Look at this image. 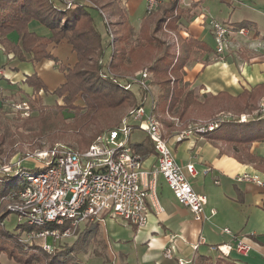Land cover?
Listing matches in <instances>:
<instances>
[{
	"label": "crops",
	"instance_id": "1",
	"mask_svg": "<svg viewBox=\"0 0 264 264\" xmlns=\"http://www.w3.org/2000/svg\"><path fill=\"white\" fill-rule=\"evenodd\" d=\"M97 1L104 5L102 9L111 22L118 18L117 8H122L134 32L140 30L147 15L146 0ZM172 1L161 0L158 9ZM179 6L183 9L179 27L169 30L167 38L178 44L190 38L201 42V53L184 67V82H192L198 86L199 93L206 96L200 101L209 99L212 103L213 97L222 93L237 98L264 83V0H181ZM211 19L227 24L232 30L230 50L223 55L216 53ZM32 23H29L31 31L51 35L46 26L40 23V26L32 27ZM243 26L249 29L247 35L237 31ZM8 37L19 43L17 32L10 33ZM48 49L70 67L77 61L76 53L67 40L60 44L52 43ZM1 66L6 67L11 79L3 84L17 98L26 95L25 88L31 89L24 81L26 75L34 72L52 91L66 80L65 73L59 70L54 60L21 61L13 52L7 53L0 43ZM52 97L55 101L59 100L56 95ZM263 99L264 95L257 103H249L243 109L236 108L233 101L219 100L207 115H201L196 110L187 115L188 121H191L212 119L220 113L248 114L250 119L247 122L252 121L247 126V134L252 137L250 142L221 138L212 140L200 134L178 140L174 135L175 128L170 129V142L177 162L184 168L189 163L194 164L197 174L189 175L191 183L198 193L207 196L206 214L211 215L212 209L216 213L208 219L197 220L191 209L178 201L165 177L158 175L157 195L164 210L150 213L147 225L141 229L129 224L124 229L125 235L117 232L118 241L129 242V249L119 251L121 264H179V258L188 260L184 264H195L200 255H206L213 261L229 256L240 264H264V183L236 179L238 175L249 172L258 174L264 181V139L261 137L264 130L258 132V128L263 126L260 121L263 117L258 114ZM4 107L0 99V110ZM140 155L145 168L157 164L154 148ZM226 227L231 230L230 233L224 231ZM172 236L176 239L177 250L174 257L168 259L163 253ZM241 239L251 245L246 254L236 248ZM99 240L104 243V248L108 246L102 235ZM197 243L199 246L195 249L193 245ZM219 244H232L233 248L228 255H224L214 249ZM0 264L20 263L1 253Z\"/></svg>",
	"mask_w": 264,
	"mask_h": 264
},
{
	"label": "built area",
	"instance_id": "2",
	"mask_svg": "<svg viewBox=\"0 0 264 264\" xmlns=\"http://www.w3.org/2000/svg\"><path fill=\"white\" fill-rule=\"evenodd\" d=\"M160 2L161 0H146L147 14L156 11ZM101 12L108 25L110 45L114 47L116 35L108 17ZM210 24L214 30L216 53L223 55L230 50L232 30L216 19H211ZM237 31L247 35L249 29L240 27ZM103 72L106 76L115 75L107 67H103ZM8 80L11 79L6 73V67L1 66L0 99L3 105L25 117L31 116L34 113L32 99L27 95H21L20 98L12 96L3 84ZM151 82L152 73L144 69L134 76L126 77V81H121L120 84L126 89L138 85L143 93L149 94ZM146 101L147 96H142L140 102L122 119V126L102 131L84 149L58 143L2 166L4 175H22L25 178L24 184L10 192L6 199L10 200L8 208L17 215L19 223L35 227L19 235V241L26 248L39 243L46 252H55L61 242L77 238L80 230L87 224L101 225L108 218H120L139 229L145 227L150 213L164 210L157 195L158 175L165 177L178 201L189 207L197 220L208 219L216 213L212 209L211 215L206 214L207 196L198 193L191 183L189 175L197 174L194 164L189 163L184 168L177 162L170 138L157 115L158 101L152 100L149 111L146 109ZM258 114L264 117V99ZM169 116L175 126H183L182 130H175L178 140L188 135L213 131L226 120L246 122L250 119L245 113H220L212 119L191 120L184 124L180 118ZM137 128L144 130L153 142L157 164L152 168H145L142 155L134 151L132 134ZM25 160H34L42 170L24 168ZM236 179L264 183L258 174L249 172L238 175ZM224 231L231 232L227 227ZM49 237L53 238V243L49 241ZM198 246V243L193 245L195 249ZM232 248V244L214 247L224 255H228ZM236 248L246 254L251 245L241 239ZM175 250L176 239L172 236L170 243L164 248V257L172 259ZM178 262L184 264L188 260L179 258Z\"/></svg>",
	"mask_w": 264,
	"mask_h": 264
},
{
	"label": "trees",
	"instance_id": "3",
	"mask_svg": "<svg viewBox=\"0 0 264 264\" xmlns=\"http://www.w3.org/2000/svg\"><path fill=\"white\" fill-rule=\"evenodd\" d=\"M180 2L181 0H173L161 6V9L144 16L141 28L137 33L129 24L123 9L117 8L118 18L111 22L116 38L113 53L107 62L104 58L106 47L102 34L98 30L94 17L87 9L88 5L80 0L74 1L73 6L65 8L57 7L52 0H0V43L4 45L7 53L13 52L21 61L28 59L36 62L44 59L55 61L59 70L65 73L66 80L53 90L52 94L63 100V104L56 103L59 109L75 112L72 122L74 126H87L93 121V123L98 121L100 113L119 108L126 103L135 105L139 103L132 89H126L120 84L121 81H126V77L115 73L122 69L133 68L137 61V55L141 51L144 52L141 62L150 64L149 67L156 77L155 83L163 91V99L158 103V108L160 106L164 109V113L176 116L181 120L184 119L185 123L188 121L187 115L190 111L196 110L201 115H207L219 103V100L233 101L234 106L238 109L245 108L249 103H257L259 98L264 95V83L257 85L252 91H246L237 98L222 93L213 97L214 102L212 103L209 99L204 102L197 100L198 110L189 108L190 104L197 99L195 98L197 93L184 82V67L189 57L176 55L174 53L176 42L160 35L164 28L176 30L179 27L183 13V9L179 6ZM33 19L39 20L49 28L51 35L44 36L31 31L29 23ZM12 32L19 34V43L8 37ZM131 37H135L137 44H134L135 40ZM63 40H67L72 45L77 56V61L72 67L66 65L48 49L50 44H60ZM107 45L111 46L109 41ZM183 45L200 47L202 44L200 41L190 38L185 39ZM103 67L116 71L115 75L106 76ZM24 82L37 92L40 90L49 92L48 86L37 72L26 75ZM80 94L84 98L85 108L75 103ZM192 99L194 100L192 101ZM32 106H34L33 102ZM83 109L86 111L82 112ZM43 112L44 110L39 116ZM39 116L24 118V125L27 126L37 120ZM260 121L263 122V126L258 128L259 133L264 130V117ZM249 122L226 120L218 128L201 135L212 140L221 138L233 140V142H250L252 137L247 134ZM165 123L169 129H173L175 126L173 121H165ZM261 137L264 139V135ZM90 139L91 137L88 138V140ZM133 148L136 153L140 154L151 151L154 147L152 140L148 137L142 142L134 143ZM17 176L5 174L0 177V197L22 186L18 184L4 185L10 183ZM10 214L9 211L4 215L0 214V254L6 253L8 257L15 259L20 264H85L79 254L87 251L93 241H99L101 235L100 225L89 223L80 230L74 242H61L55 252H46L39 243L31 244L26 248L18 237L21 232L32 230L35 227L19 223L17 230L20 232L11 233L2 225V222ZM195 264L240 263L229 256L213 261L206 255H200Z\"/></svg>",
	"mask_w": 264,
	"mask_h": 264
},
{
	"label": "rangeland",
	"instance_id": "4",
	"mask_svg": "<svg viewBox=\"0 0 264 264\" xmlns=\"http://www.w3.org/2000/svg\"><path fill=\"white\" fill-rule=\"evenodd\" d=\"M52 1L55 2L57 7L65 8L66 6H73V2L76 0ZM80 1H83L88 5L87 9L91 12L92 16L95 19V23L97 24L98 30L102 34L105 44L104 46L106 47L104 58L107 62L109 60V57L113 53V47L107 45L109 41L108 25L106 24L104 15L101 12L104 8L102 9L101 2L97 0ZM103 12L108 17L107 12ZM33 20V23L31 25L32 27L40 26L42 24L39 20ZM108 20L111 25L110 18H108ZM111 28L113 29L112 25ZM169 34L170 31L164 28L160 35L163 38H167ZM131 39H134V44H137V40L135 39V37H131ZM167 39L169 40V38ZM170 40L172 41L173 39ZM173 42L175 43L176 41ZM175 46V52H173L176 53V55H180L181 57H189L185 64H187L188 61L194 60L196 55H199L201 53L199 47H189L183 45V43H180V47H178L177 42ZM143 53V51L138 53L137 61L133 68L122 69L120 71H117V73H115L116 71L113 72L122 77L134 76L144 69H148L152 73L151 90L149 94L147 92L143 93L138 85H134L132 88V91L135 93L138 102H140L142 96H147L146 109L147 111H149L152 100H156L158 101V103L162 102L163 91L160 86L155 83L156 77L149 67L150 64L141 62ZM186 84L197 93L195 97L197 99L195 100V102H192L190 104L189 108L192 107L197 109V100H204L206 96H202L199 93L198 86L194 85L192 82ZM30 87L31 89H23L24 93L32 99L31 102L34 103V113L31 116H39L43 110L44 112L41 116L38 117L37 120H34L32 121V123L25 126L23 119L27 117L21 115L19 112L11 110L7 106H5L4 109L0 110V177L4 176V172L1 170L2 166L6 164H12L18 160H21L23 157L27 156L28 154L34 153L38 149H48L58 143L67 145L70 144L80 149L86 148L90 144V142H92L102 131H105L109 128L122 126V119L128 114L130 109L135 106L134 103H126L119 108H113L112 110H109L107 112L105 111L104 113H100L99 119L95 123H93V121L92 123L84 127L74 126L72 122L74 121L75 112L61 110L59 109V106L56 105V103L63 104L62 98H59L57 96L59 100L55 101L54 97H52V90L49 89V92H45L44 90H40L37 92L32 86ZM25 90H27L28 92L26 93ZM193 100L194 99H192V101ZM75 103L85 108V101L81 94L78 96V100ZM163 110L164 109L159 106L157 115L164 125L166 134L169 137L170 129L166 126L165 121L167 122L172 120L169 116L170 114L164 113ZM85 111L86 109L82 110V112ZM78 116L81 115L78 114ZM182 122L185 124L184 119L182 120ZM174 128L175 130H182L183 126H175ZM89 137H91L90 140H88ZM146 139H148V134L144 130L139 128L134 130L132 134V144L142 142ZM23 167L26 169H33L37 171L42 170V167H37L34 160L23 161ZM24 180L25 178L21 175L17 176V178H13L10 183L4 185H23L25 182ZM8 195H10V193L0 197V214L3 213L4 215L8 211L11 212V214L5 219V221L2 222V225H4L5 229L10 231L11 233H19L17 230V226L19 225L18 217L8 208V204L10 202L9 199H6ZM127 226H129V223L121 220L120 218H108L107 221L103 222L100 225L101 235L108 243V246L104 248V243L102 244L100 240L93 241L92 244L89 245L87 251L81 252L79 254L80 258L84 261L85 264H121L119 251L124 248L129 249V242L125 243L118 241L119 238L117 232L125 235L126 231L124 229ZM49 241L51 243L54 242L52 237H49ZM74 241L75 238H69L66 240V242L69 243H72ZM117 243H120L122 245L119 246Z\"/></svg>",
	"mask_w": 264,
	"mask_h": 264
}]
</instances>
